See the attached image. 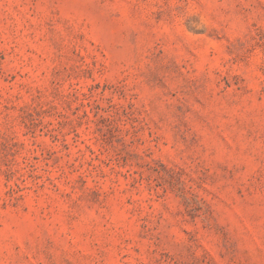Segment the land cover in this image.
I'll list each match as a JSON object with an SVG mask.
<instances>
[{"label":"rangeland","instance_id":"obj_1","mask_svg":"<svg viewBox=\"0 0 264 264\" xmlns=\"http://www.w3.org/2000/svg\"><path fill=\"white\" fill-rule=\"evenodd\" d=\"M0 264H264V0H0Z\"/></svg>","mask_w":264,"mask_h":264}]
</instances>
